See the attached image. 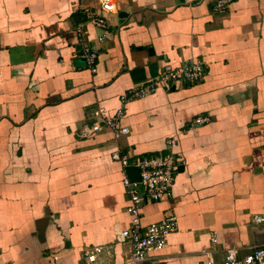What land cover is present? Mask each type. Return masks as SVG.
<instances>
[{"label": "crops", "instance_id": "crops-1", "mask_svg": "<svg viewBox=\"0 0 264 264\" xmlns=\"http://www.w3.org/2000/svg\"><path fill=\"white\" fill-rule=\"evenodd\" d=\"M217 1L116 0L102 40L84 24L91 71L75 27L98 0H0V264H89L83 251L95 246L126 259L130 177L116 146L128 165L168 151L178 161L168 194L140 206L143 226L177 220L149 257L202 264L203 246L220 261L228 245H262L264 0H228L223 13ZM185 61L204 65L202 81L121 101ZM97 107L121 109L129 132L79 136Z\"/></svg>", "mask_w": 264, "mask_h": 264}, {"label": "built area", "instance_id": "built-area-1", "mask_svg": "<svg viewBox=\"0 0 264 264\" xmlns=\"http://www.w3.org/2000/svg\"><path fill=\"white\" fill-rule=\"evenodd\" d=\"M228 2V0H218L213 6V10L218 13L225 12ZM116 8V0H98L96 7L83 9L84 19L79 20L76 24L79 57L85 61L91 71H95L97 54L86 42L84 24L88 23L99 29L101 31L99 40H102L104 32L108 28L107 16L115 12ZM204 73L205 67L199 61H185L177 67L164 68L155 77L132 85L122 95L121 101L127 102L130 99L146 96L158 87L169 89L180 84H195L202 81ZM93 114L94 120L80 131L79 136L87 137L102 129H108L112 132L113 138L118 140L129 132V128L121 124V109L114 115H108L102 107H97ZM207 120L208 117L198 116L193 122L200 124ZM168 143L173 145L174 140L170 139ZM111 156L123 166L129 164L127 156L121 154L117 146ZM177 164L178 161L171 151L137 157L134 160L133 165L139 170L140 180L132 181L128 177L123 179L129 201L127 211L130 214V226L122 231V235L129 240L130 245L126 259L118 264H163L161 261L149 257V253L159 251L167 245L168 236L177 227L176 217L174 214H167L161 220L143 226L140 206L144 202L158 201L168 194L173 184ZM254 221L264 223V215H255ZM214 240L212 237V241ZM200 253L205 257L202 264H264V242L246 253H240L238 247L228 245L224 248L223 258L220 261L215 259L212 251L206 246L201 247ZM83 255L89 264H113L105 257L102 246L86 248Z\"/></svg>", "mask_w": 264, "mask_h": 264}, {"label": "water", "instance_id": "water-1", "mask_svg": "<svg viewBox=\"0 0 264 264\" xmlns=\"http://www.w3.org/2000/svg\"><path fill=\"white\" fill-rule=\"evenodd\" d=\"M126 170L128 172V176L130 177V179L132 181H139L140 180L139 170L137 169V167H135L133 165H127Z\"/></svg>", "mask_w": 264, "mask_h": 264}]
</instances>
